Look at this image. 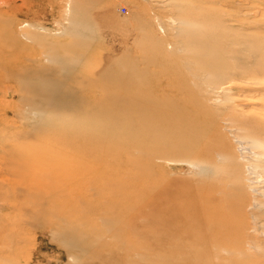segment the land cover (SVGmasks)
<instances>
[{
	"label": "rangeland",
	"instance_id": "374dc122",
	"mask_svg": "<svg viewBox=\"0 0 264 264\" xmlns=\"http://www.w3.org/2000/svg\"><path fill=\"white\" fill-rule=\"evenodd\" d=\"M0 264H264V0H0Z\"/></svg>",
	"mask_w": 264,
	"mask_h": 264
},
{
	"label": "bare ground",
	"instance_id": "6f19581e",
	"mask_svg": "<svg viewBox=\"0 0 264 264\" xmlns=\"http://www.w3.org/2000/svg\"><path fill=\"white\" fill-rule=\"evenodd\" d=\"M140 94L137 92H135V94H132V92L131 93L128 92L125 94L122 93L123 96H119V98H117L119 99V101H116L114 97L116 101L115 108L120 107V109L124 111V113H127V111L134 110L135 114H137L139 117L143 115L153 116L152 120L154 121V123H162V122H167V124H169L170 122L172 123V126H169L168 128H166L162 133H160L159 131L157 132L158 135L154 134L152 139H160L158 137L163 136L164 139L167 140V138H171L176 133L177 134L180 133L182 136H184L187 133V131L182 128L184 125H187V122L183 120V117L179 113L174 112V111H170L168 113H164V112L157 113L156 108H159V103L154 99V97L153 96L150 97L151 94L150 96L149 94H145V95L143 94L140 95ZM107 100L109 101V99ZM106 104L107 103H105V106H107ZM185 138L188 140L187 142H190L192 140L191 136L189 135H185ZM205 140L207 141V139ZM209 142L211 144V150L205 151V155L208 158L216 155V151L217 153H220V151H222L223 149L222 147H225V145L222 143L220 146L215 141L211 142L209 140ZM81 143L82 142H80V144ZM199 169H200L199 171L200 174L203 177H205L204 181H206L207 183H208V180H210L209 179L210 177L215 178V175L218 174L217 172H214L213 168L207 164L201 165ZM206 182L201 188L202 196H200V200H199L200 208H201V219L204 224V226L202 225L203 226L202 229L204 230L205 228L206 238L214 242L216 236L211 237L210 234H208L209 230L211 229L219 230L218 229L219 227H222V230H226V228H223V226L227 227L230 225V224L228 225V223H231V221L235 219L236 209L241 208L242 205L239 202L238 203L235 202L232 199L231 195H229V197H225L226 200L220 203V201L217 199V196H219L218 193L221 187L214 186V188L211 190L212 192L209 193V189H208ZM202 237H201V244L203 246Z\"/></svg>",
	"mask_w": 264,
	"mask_h": 264
}]
</instances>
